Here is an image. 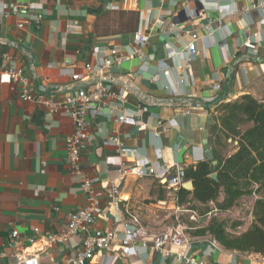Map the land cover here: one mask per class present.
<instances>
[{"label":"crops","instance_id":"0c3cea01","mask_svg":"<svg viewBox=\"0 0 264 264\" xmlns=\"http://www.w3.org/2000/svg\"><path fill=\"white\" fill-rule=\"evenodd\" d=\"M17 1L35 8L41 19L35 22L23 14L0 16V70L21 68L34 95L61 98L77 87L88 89L97 80L108 83L115 92H126L125 99L118 101V110L105 108L101 114L87 117L90 139L81 150V163L85 176L93 180L101 211L108 216L104 220L95 215L90 230L111 229L119 234L131 216L150 229L173 230L183 223L188 227L189 256L206 264H264V255L226 249L207 233L195 234L211 217L188 209L186 204L178 205L176 188L158 180L166 166L174 163L184 168L200 161L216 163L210 128L220 114L218 104L244 94L264 101V11L251 8L248 14L229 15L222 31L204 40L200 23L215 20L218 12L211 8L214 2L228 9L241 8L251 0H192L189 8L203 10V15L194 18L184 11V0ZM161 17L163 25L157 21ZM20 20L25 21L22 28L17 26ZM212 27H217L216 23ZM244 27L251 34L248 44H243ZM138 29L147 35L139 55L112 63L100 77L85 69L88 63H101L111 48L123 51L125 46L134 45ZM191 31L200 37L197 53L186 67L182 57L174 62L167 57L165 44L181 48ZM253 33L257 35L253 37ZM160 59L170 65L168 76L158 67ZM73 71L82 79L72 80ZM189 78L193 83L185 82ZM178 79L184 81L176 85ZM213 81L220 83L219 90L211 88ZM20 91L19 83H0V264H17V251H36L38 264H64L81 250L80 237L46 246L44 236L61 229L69 213L87 204L80 180L70 172L66 159L65 139L73 123L63 112L51 113L40 103L21 100ZM142 106L148 110L143 112ZM124 110L133 113L117 121ZM153 131L159 134L154 137ZM115 134L124 144L123 154L108 141ZM224 148L221 154L227 156L236 146L229 151ZM121 162L130 166L151 164L156 175L120 177ZM114 185L116 193L111 194ZM112 196L119 200V212L112 206ZM246 200L248 205L241 216L239 211ZM254 200L252 195L245 196L230 213L219 215L237 216L240 223L228 227L231 232L238 226L240 233L249 227ZM207 206L215 208L212 201ZM190 211L198 219L190 220L189 227L182 217H189ZM14 230L17 236L12 235ZM29 238L34 241L29 242ZM90 264L185 262L173 254L162 256L149 243L142 246L137 242L127 250L113 243L95 253Z\"/></svg>","mask_w":264,"mask_h":264},{"label":"built area","instance_id":"2783aa9c","mask_svg":"<svg viewBox=\"0 0 264 264\" xmlns=\"http://www.w3.org/2000/svg\"><path fill=\"white\" fill-rule=\"evenodd\" d=\"M189 1L192 0H184L183 5V9L186 11L187 15L190 18L203 15V10L198 11L195 8H189ZM211 8L216 10L218 13L215 20L208 19L206 23H200V28L205 31V35H202L204 40L212 37L215 31H222L224 27V20L229 15L238 13L248 14V10L251 8L261 9L264 11V0H251L249 4L242 6L241 8L234 6L228 9L221 6L220 3L214 2L211 5ZM18 14H23L28 17L30 16V18H32L35 22H38L41 19V14L36 13L35 8L29 4L17 0H0V16ZM261 18L264 21V14ZM157 21L159 25L164 24L162 17ZM24 23L25 21L20 20L17 23V26L22 28ZM213 23H216L217 27L213 28ZM247 31V28L244 27L243 44L250 43L251 34ZM256 35L257 33L252 34L253 37ZM189 36L190 39L181 48L172 47L167 43L165 44L167 57L173 62L175 59L182 57L185 60L186 67H189V61H191L193 56L197 53L196 41L200 37L195 31H191ZM146 44V33L138 29L134 33V45L125 46L123 51L118 48H111L109 50V56L105 57L101 63H88L85 65V69L93 73L94 76L100 77L104 68L110 67L114 62L121 63L139 55ZM5 58H8V56L5 55ZM158 67L166 76L171 73L170 65L164 59H160L158 61ZM71 79L77 81L82 79V77L79 72L73 71L71 73ZM183 81V79H178L175 83L178 85ZM185 82L187 84L193 83L191 78ZM0 83H19L21 85V91L19 94V98L21 100L40 103L46 106L51 113L63 112L69 116L73 123V130L65 139L66 159L70 172L80 180V190L85 194L87 204L84 207L69 213L66 225L61 229L44 236L46 246H52L55 243H65L72 236L77 235L80 237L82 245L81 250L68 257L64 264H90L95 253L108 248L113 243H117L127 250L129 246L137 242H140L142 246H148L149 243L153 250L159 252L164 257L173 254L178 259H182L185 264H206L205 261L187 254L190 238L185 233L188 227L183 223L180 224L178 228L173 230L169 228L150 229L142 227L138 219L135 216H131L123 222L122 231L119 234L111 229L90 230V225L94 221L95 215L99 214L104 220H107L108 216L101 211L99 200L96 198L93 189V180L85 176L81 163V150L90 139V135L87 130V117L88 115L93 116L101 114L105 108L109 111L118 110L120 108L118 101H123L126 97V92L124 90L115 92L111 89V86L108 83L97 80L90 88L86 89L85 87H77L75 90L69 92L61 98H57L52 94L47 96L43 94L34 95L28 90L29 78L22 74L21 68H6L0 70ZM211 88L217 91L221 88V85L219 82L213 81L211 83ZM110 98L112 101L107 103L106 99ZM141 110L146 112L148 108L147 106H142ZM132 113L133 112L131 111L126 113L124 110L117 116L116 120L122 122L127 115H132ZM158 134V131L152 132L154 137ZM108 141L117 148L120 154H123L124 144L117 134L111 136ZM118 173L120 177H123L126 174H134L138 177L156 175L151 164L136 163L130 166L125 162H121L119 164ZM184 177L185 168L177 163H174L171 166H166L165 174L159 176L158 180L161 184L169 188H177L182 186L184 183ZM116 189L117 186H112L111 194H115ZM252 196L255 198L257 197L255 194ZM112 206L116 212L120 211L119 200L113 196ZM243 206H247L245 202H243ZM230 210L220 211L217 208H214L207 212L205 216L218 217L220 214L230 213ZM189 214L190 220L198 219L195 212L190 211ZM240 231L241 226H238L237 229L232 231V233L238 235L240 234ZM12 235L17 236V231L14 230ZM33 241L34 238H29V242L32 243ZM14 256L17 264H38L36 251H17L14 253Z\"/></svg>","mask_w":264,"mask_h":264},{"label":"trees","instance_id":"16d2710c","mask_svg":"<svg viewBox=\"0 0 264 264\" xmlns=\"http://www.w3.org/2000/svg\"><path fill=\"white\" fill-rule=\"evenodd\" d=\"M218 109L220 114L210 128L216 163L200 161L186 167L184 180L192 181L193 190L177 187L176 202L205 214L210 211V201L218 210L227 211L238 206L243 197L255 194L253 218L246 231L236 235L228 227L235 228L240 222L212 216L206 226L194 233H207L226 249L264 255V101L244 94L221 102ZM229 138L237 141L236 149L223 156L221 149ZM212 173H216L217 180L210 177ZM193 202L203 206L198 208ZM182 220L192 226L189 217Z\"/></svg>","mask_w":264,"mask_h":264},{"label":"rangeland","instance_id":"374dc122","mask_svg":"<svg viewBox=\"0 0 264 264\" xmlns=\"http://www.w3.org/2000/svg\"><path fill=\"white\" fill-rule=\"evenodd\" d=\"M225 143V151H229V150H231L232 148H234L235 146H236V144H235V142L234 141H229V140H227V141H225L224 142ZM245 204L246 205H248V201L246 200L245 201ZM244 208H246L245 206L242 208V209H240V214H241V216H243V214H244ZM188 216L187 215H184L183 216V219L185 220L186 218H187ZM219 217V216H218ZM220 218H226V219H228L229 221H236V219L235 218H237V216L235 215V214H230L229 216L228 215H226V216H224V217H220Z\"/></svg>","mask_w":264,"mask_h":264},{"label":"water","instance_id":"95a60500","mask_svg":"<svg viewBox=\"0 0 264 264\" xmlns=\"http://www.w3.org/2000/svg\"><path fill=\"white\" fill-rule=\"evenodd\" d=\"M210 177L214 180H217V176H216V173H212L210 175ZM182 186L187 189V190H193V184H192V181H186L182 184Z\"/></svg>","mask_w":264,"mask_h":264}]
</instances>
